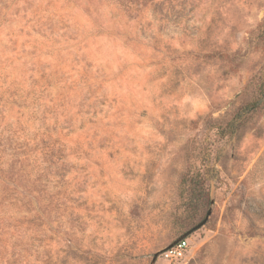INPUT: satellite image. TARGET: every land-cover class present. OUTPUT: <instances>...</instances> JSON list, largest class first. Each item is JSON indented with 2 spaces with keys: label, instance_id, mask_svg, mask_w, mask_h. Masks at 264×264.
<instances>
[{
  "label": "rangeland",
  "instance_id": "rangeland-1",
  "mask_svg": "<svg viewBox=\"0 0 264 264\" xmlns=\"http://www.w3.org/2000/svg\"><path fill=\"white\" fill-rule=\"evenodd\" d=\"M183 237L264 264V0H0V264Z\"/></svg>",
  "mask_w": 264,
  "mask_h": 264
},
{
  "label": "built area",
  "instance_id": "built-area-1",
  "mask_svg": "<svg viewBox=\"0 0 264 264\" xmlns=\"http://www.w3.org/2000/svg\"><path fill=\"white\" fill-rule=\"evenodd\" d=\"M189 253V240L187 238L178 240L171 247L164 249L159 259L165 264H182Z\"/></svg>",
  "mask_w": 264,
  "mask_h": 264
},
{
  "label": "water",
  "instance_id": "water-1",
  "mask_svg": "<svg viewBox=\"0 0 264 264\" xmlns=\"http://www.w3.org/2000/svg\"><path fill=\"white\" fill-rule=\"evenodd\" d=\"M204 224H205V221H204L202 224H200L196 229L202 227ZM184 238H186V237H183V238H181V239H184ZM181 239H180V240H181ZM173 244H174V243H173ZM171 246H172V244L169 245L167 248H169V247H171ZM160 254H161V253H160ZM160 254H159V255H160Z\"/></svg>",
  "mask_w": 264,
  "mask_h": 264
}]
</instances>
